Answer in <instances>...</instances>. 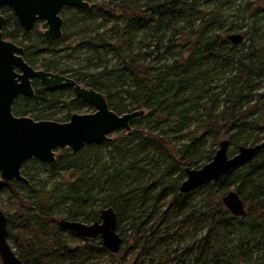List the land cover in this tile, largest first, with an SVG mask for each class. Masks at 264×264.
Wrapping results in <instances>:
<instances>
[{"label":"trees","instance_id":"1","mask_svg":"<svg viewBox=\"0 0 264 264\" xmlns=\"http://www.w3.org/2000/svg\"><path fill=\"white\" fill-rule=\"evenodd\" d=\"M116 1L94 4L112 21L106 31L93 24L90 10H81L78 19L84 28L77 33L87 30L94 35H81L73 49H91L97 63L94 56L87 57L85 65L73 69V79L100 91L118 114L147 112L131 120L128 134L122 130L115 139L103 142L113 148L109 166L92 159L100 144H86L74 153L59 152L48 168L69 176L49 190L48 204L25 201L21 192L29 186L6 181L1 192H11L16 208L7 215L8 238H14L15 226L20 235H15V252L23 264H44L43 258L59 264H264V146L218 180L179 192L184 169L209 161L220 140L227 138L230 147H237L264 139V88L260 86L264 6L250 10L247 42L234 44L227 35L239 24L226 25L223 12L232 0H203L215 3L210 8L203 7L202 0ZM146 37L154 40L148 42ZM144 44L151 49L142 52ZM25 48L32 50L24 55L31 65L43 51L56 52L49 44ZM104 48L117 57V63L108 66ZM91 67L96 70L90 71ZM65 90L72 92L67 99ZM59 106L66 110L63 117L51 111ZM83 108L93 107L72 88L46 91L40 87L33 98L16 99L12 109L15 115L34 120L64 122ZM186 136L185 141L174 143ZM231 189L247 205L243 216H234L221 202ZM194 194L199 200L193 199ZM59 205L66 209L62 219L83 222L96 220L100 209L112 206L117 227L129 225L122 237L125 255L119 256L122 247L112 253L99 238H85L61 227V219L51 214ZM71 236L79 243L69 241ZM38 237L49 238L40 257L35 256ZM170 242L176 247L173 258L162 261L157 252Z\"/></svg>","mask_w":264,"mask_h":264},{"label":"water","instance_id":"2","mask_svg":"<svg viewBox=\"0 0 264 264\" xmlns=\"http://www.w3.org/2000/svg\"><path fill=\"white\" fill-rule=\"evenodd\" d=\"M89 6L86 0H57L54 9L41 11L47 17L48 28L44 35L49 38L61 36L62 19L56 15L61 5ZM17 9V8H16ZM25 9L19 7L20 16ZM227 39L237 44L240 33H231ZM22 47L0 40V192L6 181H19L29 185L22 174V165L36 159L48 164L56 162L57 149L78 152L86 144H100L111 139L117 130L129 131L133 118L144 115V109L116 113L108 105L104 95L92 87L83 86L73 78L60 73L33 68L22 58ZM13 53H18L14 55ZM17 67L19 71L14 70ZM32 79H37L46 90L72 88L74 93L93 107L89 113L74 112L64 122L34 120L30 116L13 113V104L20 95L33 96ZM264 146V139L255 145H239L236 152L229 153L228 139L219 141L212 158L200 167H186L185 177L179 184L180 193H188L198 187L218 180L229 170L249 161ZM223 206L234 216L246 213L244 201L235 190L221 196ZM61 227L85 238H99L112 253H118L123 238L117 231V213L112 206L100 209L98 218L91 222L61 219ZM0 264H23L8 238L7 216L0 208Z\"/></svg>","mask_w":264,"mask_h":264},{"label":"rangeland","instance_id":"3","mask_svg":"<svg viewBox=\"0 0 264 264\" xmlns=\"http://www.w3.org/2000/svg\"><path fill=\"white\" fill-rule=\"evenodd\" d=\"M86 1L89 2V7L86 10H90L89 16H91L93 24L100 25L101 26L99 29L100 31H106L107 29H109L111 24H112V21L107 20L105 16L98 13L96 11V8L94 7V4L95 3H102V4H109V5L113 4L114 5L117 1L116 0H86ZM147 1L148 0H140V2H138V4H144ZM230 3L231 4L225 6L223 9L224 10L223 12L227 16L226 25H228L229 22L231 21V22L239 24V26L234 28L228 34L240 33L242 35V40L239 43L247 42L245 32H247L250 29L251 22H252V18L250 16V10L253 11L254 9H257L259 6L263 7L264 6V0H232ZM202 6L206 7V8L215 7V3L206 2V1L202 0ZM81 15H82V13H81ZM79 20H81V19H71L69 14H68L67 22L63 26V32L65 34V38L64 39L61 38L58 41L54 42L53 44L49 45L50 48L56 49V52H52V51H48V50L43 51V53L41 55H39L36 59H34V62L32 61V66H34L35 68H40V69L47 68V69H49L47 71H50V72H56V73L61 72L60 74H63L65 76L73 78V77H75L73 75L74 74L73 69L85 65V62H86L85 60L87 57L90 56L92 58V56H94L92 59L93 63H97L95 55L91 49H89L85 46L84 47H78L77 49L76 48L73 49V46L77 44V40H79L81 38V35H83V36L94 35L93 31L88 32L87 30L81 35L79 33H77V31L79 29L84 28V26L82 25V23L79 22ZM109 33H110V31L107 32V34H109ZM157 34L160 35L159 32ZM145 40L149 42L150 40H154V39L152 37H151V39L149 37L148 38L146 37ZM152 43H153V41H152ZM136 47H138V46H136ZM150 49H151V47L147 46V44H144V46L141 48L142 52H146ZM105 52H107V53H105ZM104 53L106 54V58L109 62L108 66L117 63V61H118L117 57L111 51H108V48L103 49V54ZM47 60H52L53 63H50L49 65L43 64ZM146 61L148 62V59ZM89 70L95 71L96 69L91 67ZM260 86L262 89L264 88V78L261 79ZM71 93H72L71 91L65 90L63 92V98L64 97L68 98V96H70ZM52 110H54V112H56L55 116H57V117L65 116L66 110L63 108H60V106L51 109V111ZM93 110H94L93 108L92 109L83 108V109H81L80 113H89V112H92ZM146 112H147V110H145V113ZM186 130H189V129H186ZM186 130H183L181 132H186ZM120 132H122V130H117V131L112 132L110 134V137H111L110 140L115 139L118 135H120ZM263 132L261 134H263ZM254 133H256V132H254ZM123 134L124 135L128 134V131L124 130ZM173 135H176V133H173ZM186 138H187V136L185 138H181V139L174 141V143H180L183 140L185 141ZM105 143H107V142H105ZM105 143H103V142L100 143L99 147L97 149H94L96 157L94 156L95 158L93 157L92 159L97 161L99 164H105L106 166H109L111 164V157L114 155V152L112 151V149H113L112 146L110 144H105ZM245 145H250V144H245ZM237 147H232V146L229 147V153H231V152H232V154L235 153ZM85 149L91 150V148H88V147H86ZM63 150H69V149H67V148L66 149H57L56 150L57 155L59 154V152H61ZM157 157L158 156L156 155L155 159ZM160 160H162V159H160V157H159V161ZM115 162H117V161H115ZM47 164L48 163L41 162V161L36 160V159L35 160L30 159L24 163V166L22 165L21 172H23V174L30 180V183L28 185L29 188L24 189L21 192L22 198L25 201H27V202L38 201L41 204H48L47 202L49 201V197H50L49 196V190L52 188H57L59 181H61L63 179H67V176H69V172H52V171H50ZM147 176H146V178H147ZM184 177H183V179H184ZM43 190L45 192H43ZM95 192H96V190H95ZM99 196H100V194L97 195V198H99ZM194 198H195V200H199L200 196L194 194L193 199ZM97 204H102V202L98 201ZM245 207L247 208L246 204H245ZM0 208L6 214V216L10 213H13L16 210L15 204H14V197L12 196V194L9 190L0 192ZM95 208H99V207L95 205L94 209ZM89 209L87 208L86 210L88 211ZM51 214L56 220H60L66 215V209H65L64 205H59L58 209L53 210V212ZM128 226L129 225L127 223H123L117 227V231L121 235V237H124L125 234H128V232H129ZM17 228L18 227L15 226V232L17 231ZM55 231L57 233V230H55ZM15 232H14V238L13 239L9 238V242H10L11 246L16 251V245H17L18 241L15 238V235H16V237H19L20 235H19L18 231L16 232V234H15ZM42 233H44V232H42ZM46 236H48V235H46ZM45 238L46 237H38V239H36L34 241V244H35L34 246L37 249L35 252L36 257H40L41 255H43L45 253L44 247L48 244L47 239H49V238H47V239H45ZM68 240L72 241L73 243H75V242L79 243V240L72 237V236L68 237ZM184 244H185V242L182 243V245H184ZM128 245H130V243H128ZM121 247H122V249H121V252L119 253V256L125 255V250H126L127 245L122 244ZM161 247L162 248L159 249L157 252V254H158L157 258H160L162 261H165V259L168 258V260L166 261V262H168L169 260H171L170 258H173V255H174L173 250H174V248H176L175 243L174 242H173V244H171V242L169 244L164 243ZM180 248H181V246L178 247L177 251ZM41 258H43V256ZM42 260H43L42 263H44V264H59L55 260H53V258H51V259L50 258H43ZM171 263L172 262L170 261V264ZM86 264H102V262L89 261Z\"/></svg>","mask_w":264,"mask_h":264},{"label":"flooded vegetation","instance_id":"4","mask_svg":"<svg viewBox=\"0 0 264 264\" xmlns=\"http://www.w3.org/2000/svg\"><path fill=\"white\" fill-rule=\"evenodd\" d=\"M56 4L57 0H0V40L17 47H22L23 51L21 56L23 60L33 68L35 67L28 63L24 57L26 53L31 54L32 50L26 52L27 49L25 46L34 44L50 45L58 41L65 35L63 26L67 22L68 14L71 19H78L82 13L81 10L89 7L83 8L77 5H61L56 15L62 19V34L59 38L49 39L44 35L45 30L48 28L47 17L41 15L42 13L40 12L44 9L51 12ZM19 7L26 10L25 13H22L20 16L16 12ZM79 22L81 23V20H79ZM13 54L18 55V53ZM14 70L19 71L17 67H14ZM31 83L35 95L36 89L42 86L37 79H32ZM33 96L20 95L16 99L19 97L33 98Z\"/></svg>","mask_w":264,"mask_h":264}]
</instances>
